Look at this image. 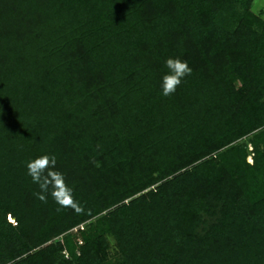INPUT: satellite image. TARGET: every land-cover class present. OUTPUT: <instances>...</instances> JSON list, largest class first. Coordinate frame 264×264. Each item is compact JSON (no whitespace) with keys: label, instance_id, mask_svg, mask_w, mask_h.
Segmentation results:
<instances>
[{"label":"trees","instance_id":"16d2710c","mask_svg":"<svg viewBox=\"0 0 264 264\" xmlns=\"http://www.w3.org/2000/svg\"><path fill=\"white\" fill-rule=\"evenodd\" d=\"M252 2L0 0V264H264ZM44 155L81 213L37 198Z\"/></svg>","mask_w":264,"mask_h":264},{"label":"clouds","instance_id":"9594fccd","mask_svg":"<svg viewBox=\"0 0 264 264\" xmlns=\"http://www.w3.org/2000/svg\"><path fill=\"white\" fill-rule=\"evenodd\" d=\"M166 66L170 70L169 75L163 77V95L169 96L175 93L185 76L191 75L192 69L186 61L169 58ZM55 156L44 155L27 164L28 175L33 183L39 185L41 192L37 193V198L42 202H47V193L51 189V195L60 208L74 209L78 214L83 211L79 203L72 195V189L68 187L62 173L55 170ZM60 210V209H58Z\"/></svg>","mask_w":264,"mask_h":264},{"label":"rangeland","instance_id":"374dc122","mask_svg":"<svg viewBox=\"0 0 264 264\" xmlns=\"http://www.w3.org/2000/svg\"><path fill=\"white\" fill-rule=\"evenodd\" d=\"M251 10L254 13H259L261 15V18L264 20V0H253L251 4ZM247 161H250L249 158ZM110 244L112 243L111 240L109 241ZM110 250L113 251L112 246L110 247Z\"/></svg>","mask_w":264,"mask_h":264}]
</instances>
